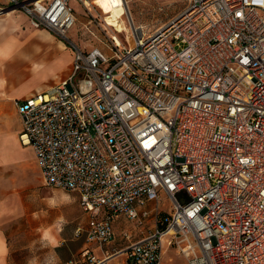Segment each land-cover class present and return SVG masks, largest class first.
<instances>
[{"label":"built area","instance_id":"built-area-1","mask_svg":"<svg viewBox=\"0 0 264 264\" xmlns=\"http://www.w3.org/2000/svg\"><path fill=\"white\" fill-rule=\"evenodd\" d=\"M72 3L88 18V48L67 38ZM185 3L150 34L126 0L111 4L127 8L124 41L96 0L0 7L73 55L64 77L15 108L44 184L76 194L88 217L75 236L103 248L118 221L150 224L135 241L122 231L129 244L102 258L84 250L64 264H161L171 248L186 264H264V0Z\"/></svg>","mask_w":264,"mask_h":264},{"label":"rangeland","instance_id":"rangeland-1","mask_svg":"<svg viewBox=\"0 0 264 264\" xmlns=\"http://www.w3.org/2000/svg\"><path fill=\"white\" fill-rule=\"evenodd\" d=\"M126 1L134 24L145 27L148 34L182 11L186 5V0ZM96 3L103 9L102 14L106 16L107 24L116 26L119 38L124 41L128 34L122 30L127 26L117 21V18L123 14V8L122 6L112 8L111 5L118 3V0H96ZM74 7L77 12V21L67 38L83 48H88L91 42L85 41L82 37L85 36L84 26L88 18L77 4H74ZM159 7H163V11H158ZM92 13L94 16H101L97 10L93 9ZM109 13L110 15H107ZM20 24L23 30L22 41L29 45L24 50V60L22 59L15 66L24 68L25 66L31 67L33 64L34 70L42 76V80L36 81V85L40 82L49 85L55 81L56 76H65L72 61L69 45L53 34L32 28L25 21ZM67 60L70 63L66 68H61L63 64H67ZM52 64L55 71L48 73ZM43 74L48 75L47 78L43 79ZM37 77L34 74V78ZM19 126L20 118L12 106L7 104L0 108V217L3 221L2 226L6 230L12 251L21 264H59V260L63 261L70 257L74 249L83 243V237L76 238L74 233L84 226L86 216L79 206L77 196L44 184L32 149L23 147L19 143ZM5 134L8 138L15 139L16 145L6 141ZM160 201L161 215H166L170 203L163 194L160 195ZM119 225L118 233L125 231L129 234L130 241L142 237L150 227V224L138 227L135 223L123 219L119 221ZM128 244V241L120 240L118 236L109 249L111 251L121 249ZM56 246L61 247L57 249ZM121 260V257L117 259L118 262ZM111 264H116V261ZM162 264H186V259L170 249Z\"/></svg>","mask_w":264,"mask_h":264},{"label":"crops","instance_id":"crops-1","mask_svg":"<svg viewBox=\"0 0 264 264\" xmlns=\"http://www.w3.org/2000/svg\"><path fill=\"white\" fill-rule=\"evenodd\" d=\"M5 5H6V0H0V7H3ZM72 5H73V8L75 10V15H76L77 12L74 7V3H72ZM81 10L83 9L81 8ZM106 11H107V8H106ZM23 21L29 24L28 18L19 11H13L11 14L7 16L0 17V108H3L7 104H9L15 109V111H16L15 103L17 101H22L32 96L36 92L44 91L50 85L54 84L60 78L64 77V76H59V77L56 76L55 81L49 85H44L41 82L39 83V85H36L35 84L36 81H41L42 76H41V73H37V70L36 71L34 70L33 64L31 65V67L25 66L24 68H21L22 66H18L21 69L15 66L16 63L22 61L23 56H24L23 55L24 50L29 45L28 43L24 44L22 41L23 30L21 28L22 26L20 23ZM62 44H61V47L62 49H64V46ZM71 55H72V52H71ZM71 58H73V55ZM67 61H68L67 64H63L61 68L67 67L68 63H70L69 60ZM53 64L50 67V69L47 71L48 73H54L55 69L53 68ZM34 74L37 75L38 77L34 78ZM47 76L48 75H44L43 79L47 78ZM20 129H21V122H20L18 134L20 132ZM6 141H9V143L12 142L14 145H16V140L13 138L7 137ZM71 194L77 196L74 193H71ZM78 202H79V198H78ZM85 216H86V222L84 226L82 228H78V229H81L82 231L86 229V226H87L88 217L87 215ZM2 225H3V221H2V218L0 217V264H21L17 256H15L12 251L13 249L12 245L8 242L6 230ZM120 225L118 221L114 225V231L116 234V238L120 236V240H122L121 238L122 231L119 233L117 231ZM75 237L76 238L83 237V243L81 244L80 247H76L74 249V252L70 255V257H68L67 259H64L63 261L59 260V264H64L65 262L69 260H75V261L79 260L80 254L84 250H89L92 254L100 258L104 256L105 251L107 250L111 251L109 249L110 245L107 247L100 248L95 244L87 243L84 232H81L79 236H75ZM115 241L113 243H115ZM73 245H76V244H73ZM56 247L57 249H59L61 246H56ZM169 250L170 249L165 250L164 255L162 257L161 264L163 263V259L167 255ZM170 260L171 259H169V261Z\"/></svg>","mask_w":264,"mask_h":264},{"label":"bare ground","instance_id":"bare-ground-1","mask_svg":"<svg viewBox=\"0 0 264 264\" xmlns=\"http://www.w3.org/2000/svg\"><path fill=\"white\" fill-rule=\"evenodd\" d=\"M123 3V2H122ZM126 3H127V1H126ZM125 3H123V5H124ZM126 5V4H125ZM122 8H123V10H122V12L123 13H125L127 10H125V9H127L126 8V6H122ZM10 13H7V14H5V15H3V16H7V15H9Z\"/></svg>","mask_w":264,"mask_h":264},{"label":"water","instance_id":"water-1","mask_svg":"<svg viewBox=\"0 0 264 264\" xmlns=\"http://www.w3.org/2000/svg\"><path fill=\"white\" fill-rule=\"evenodd\" d=\"M7 10H9V9L7 8Z\"/></svg>","mask_w":264,"mask_h":264}]
</instances>
